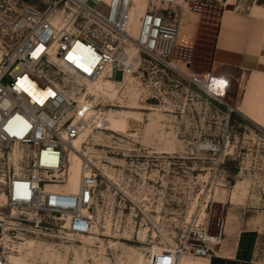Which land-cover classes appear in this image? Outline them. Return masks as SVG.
I'll return each mask as SVG.
<instances>
[{"label": "built area", "instance_id": "1", "mask_svg": "<svg viewBox=\"0 0 264 264\" xmlns=\"http://www.w3.org/2000/svg\"><path fill=\"white\" fill-rule=\"evenodd\" d=\"M206 1L149 0L135 34L133 0H0V264H11L26 238L73 243L93 234L107 177L81 154L79 192H68L70 153L86 132L106 131L105 111L125 101L97 98L90 85L112 81L122 96L132 79L147 101L159 100L166 84L173 98L195 87L210 101L225 100L230 80L196 73L178 57L184 17ZM140 214L150 216L133 212L132 221ZM226 227L220 219L213 234L206 213L190 218L176 243L163 242L161 264L221 257Z\"/></svg>", "mask_w": 264, "mask_h": 264}, {"label": "rangeland", "instance_id": "2", "mask_svg": "<svg viewBox=\"0 0 264 264\" xmlns=\"http://www.w3.org/2000/svg\"><path fill=\"white\" fill-rule=\"evenodd\" d=\"M16 1L43 6L42 0ZM148 1L142 0L141 13ZM198 5L186 17L196 27L195 36L183 43L178 57L191 61L192 71L208 73L225 10L250 14L251 9L264 7V0H230L228 6L209 0ZM135 7L140 15L139 0ZM229 72L233 78L229 98L222 103L208 100L195 87L173 98L168 84L157 90L159 100L147 101L141 88L129 86L124 104L107 111L130 110L128 106L134 105L130 91L138 89L144 121H129L128 132L100 131L87 146L102 171L107 166L113 172L99 188L96 224L93 234L86 237L92 241L31 237L18 244L21 255L30 264H135L141 256L144 264H157V247L176 243L189 219L206 213L213 234L220 219L227 221L221 257L211 262L187 257L210 264H241L231 253L239 235L251 230L264 233V128L230 110L229 104L241 102L250 74ZM116 79H122L121 72ZM141 211L150 216L140 214L132 221L131 213Z\"/></svg>", "mask_w": 264, "mask_h": 264}, {"label": "crops", "instance_id": "3", "mask_svg": "<svg viewBox=\"0 0 264 264\" xmlns=\"http://www.w3.org/2000/svg\"><path fill=\"white\" fill-rule=\"evenodd\" d=\"M259 7L261 9L258 11L251 9L250 14L228 8L225 10L221 17L213 51L212 71L214 74L223 75L230 81L233 79L229 72L231 70L264 76V7ZM186 17L187 14L181 29L180 40L183 43L188 42L196 33V27L190 26ZM245 94L246 90L238 105L229 104L228 106L230 110L233 109L256 123L254 114L242 113L236 109L243 104ZM254 99H257L259 103L255 107L263 110L264 91L256 92ZM261 246L264 248V233L258 230L245 231L239 235L234 245L231 252L233 259L241 264H255L258 259L264 260V249L261 250Z\"/></svg>", "mask_w": 264, "mask_h": 264}, {"label": "bare ground", "instance_id": "4", "mask_svg": "<svg viewBox=\"0 0 264 264\" xmlns=\"http://www.w3.org/2000/svg\"><path fill=\"white\" fill-rule=\"evenodd\" d=\"M133 1L135 3V0ZM229 2L230 0L228 1L227 5H229ZM141 6H142V0H139V7H138L139 12H140ZM147 6H148V3H147ZM147 6L146 8L143 9L142 13L140 12L141 13L140 15L137 13V7H135V10L133 12V25H134L133 31L135 34L138 32L140 18L145 15L147 11ZM218 79L223 80V82H226L229 80L225 76H219ZM245 80H247V86H246L247 88H246V94L244 97V102L242 105H240L236 109L242 113L252 114V115L254 114L253 116L255 117L256 123L264 128V109L260 110L257 107H255V105H259V103L257 99H254V95L256 92L264 91V76L250 75L248 76V79H245ZM129 82H130L129 83L130 86H132V83L134 82V80L130 79ZM90 91L93 92L97 98H99L100 96L109 97L111 99H114V98L123 99L124 98L123 95L119 96V94H117L114 88V83L112 81H100V82L94 83L90 85ZM137 91L141 94V92L138 89ZM137 91L135 90H132V92L130 91V98L132 100L134 99V102H133L134 105L128 106L130 110H124V111H115V110L107 111L106 110L107 112L105 111L104 119L106 122V128H104V130L112 131V132H119V131L128 132L127 130L129 126V121L131 120H136L140 122L144 121V115L143 113L139 111L145 108L141 106L137 101L140 98V95L138 94ZM214 91H216V93L222 92L221 90H215V89L213 90V92ZM124 95L126 94L124 93ZM227 96H228V93L225 96V99H227ZM231 110L233 111V109ZM98 133H100V131H98L97 133L90 132V131L86 132L79 139L75 141L74 148L71 149L70 179H69V185L67 189L68 192L70 193L76 194L79 192L81 181H82L83 174H84L83 167H82V162H83L82 156L86 155L90 159L93 158V156H91V154L87 152L89 149L87 146H90V138L93 137L94 139H96V135ZM110 138L111 136H108V139ZM90 149L92 150V148ZM169 149L172 150L173 147H170ZM99 166H101V163H99ZM103 171H104L103 174L105 176L113 177V172L110 171L109 167L104 166ZM235 196H236V191H234L233 198ZM83 237L86 238L87 236H83ZM86 239H88V241L90 242L92 241V238L88 237ZM159 248L157 247L156 258H155V262H157V264H161L160 258L162 257V253H163V249L161 248L162 249L161 250ZM153 249L155 250V246ZM206 259H209V258H206ZM10 260L13 262V264H30L28 260L26 259V257L21 255L19 246L16 247V252L13 253ZM135 264H144L143 256H141ZM178 264H210V263L207 261L191 260L190 258L186 256V257H183Z\"/></svg>", "mask_w": 264, "mask_h": 264}]
</instances>
